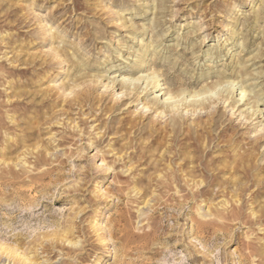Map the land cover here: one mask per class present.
I'll use <instances>...</instances> for the list:
<instances>
[{
    "label": "rangeland",
    "instance_id": "rangeland-1",
    "mask_svg": "<svg viewBox=\"0 0 264 264\" xmlns=\"http://www.w3.org/2000/svg\"><path fill=\"white\" fill-rule=\"evenodd\" d=\"M263 128L264 0H0V264H264Z\"/></svg>",
    "mask_w": 264,
    "mask_h": 264
},
{
    "label": "bare ground",
    "instance_id": "bare-ground-1",
    "mask_svg": "<svg viewBox=\"0 0 264 264\" xmlns=\"http://www.w3.org/2000/svg\"><path fill=\"white\" fill-rule=\"evenodd\" d=\"M159 78V77H158ZM155 79L153 76L149 77V79H147V82L146 83V96L149 97V100L152 101L153 103L155 104H161L163 103L165 105V107H170V108H176L178 106V104L180 102H177L179 100L175 99V97H166L167 96V92H165L166 90L162 87V86H159V84H157V87L154 89L153 91V97H150V95L152 94V92H150V90L148 89V87L150 86L151 84V80ZM120 80V79H119ZM118 81V80H117ZM111 84V83H110ZM127 84L129 85V87L131 88H135L136 85H134L135 83L134 82H127ZM230 90H235L236 89V86L234 85V83H231L230 84ZM248 88V87H247ZM165 90V91H164ZM239 90V89H238ZM248 95V96H247ZM250 95L248 93V91L246 89H241V98L239 99V101H242L243 100V103L242 105H248L250 102H248L250 98ZM247 96V99L245 100V97ZM165 97V98H164ZM147 98V97H145ZM245 100V101H244ZM184 104L186 105L187 103H189V105H195L194 101L193 100H185L183 101ZM183 104V105H184ZM147 106H145L144 108H146ZM240 108V107H238ZM248 111H254L252 106L250 108H248ZM264 129V128H263ZM227 129H225V132H226ZM224 132V131H222ZM224 132V133H225ZM0 248L1 249H4V246L0 244ZM3 253V252H2ZM3 255V254H2ZM23 261H29V259H24ZM31 264H33V262L30 261Z\"/></svg>",
    "mask_w": 264,
    "mask_h": 264
}]
</instances>
